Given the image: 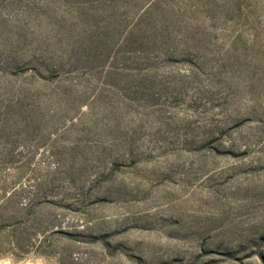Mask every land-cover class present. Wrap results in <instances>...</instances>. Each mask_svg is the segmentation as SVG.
<instances>
[{
	"label": "rangeland",
	"instance_id": "1",
	"mask_svg": "<svg viewBox=\"0 0 264 264\" xmlns=\"http://www.w3.org/2000/svg\"><path fill=\"white\" fill-rule=\"evenodd\" d=\"M90 1L0 0V53L18 47L17 37L22 51L42 48L49 36L67 31L78 4L88 8ZM242 2L240 19L215 26L188 12L202 64L157 59L152 105H124L120 85L101 98L111 110L96 106L72 120L63 112L48 115L38 150L30 141L15 157L25 164L20 181L29 192L43 182L40 193L60 201L62 226L82 232L80 264L89 252L96 259L88 264H264V0ZM246 48L255 57L249 70L231 75L214 68L228 50L241 55ZM10 57H0L2 88H34L31 66ZM105 80L86 72L58 81L91 101ZM41 86L49 91L56 81ZM216 124L217 133L208 135ZM8 174L11 182L18 173ZM5 176L0 172V181ZM100 234L107 250L101 240L89 245ZM0 264L57 263L33 256L0 257Z\"/></svg>",
	"mask_w": 264,
	"mask_h": 264
},
{
	"label": "trees",
	"instance_id": "2",
	"mask_svg": "<svg viewBox=\"0 0 264 264\" xmlns=\"http://www.w3.org/2000/svg\"><path fill=\"white\" fill-rule=\"evenodd\" d=\"M242 1L92 0L88 8L78 4L81 8L70 20L67 31L49 36L42 42V48L22 51L19 46L24 39L17 37L18 47L0 53V57L11 56L14 64L31 66L29 79L36 83L34 88L28 83L6 88L0 84V172H6L0 181V257L18 262L36 256L52 258L57 264H80L77 245L82 242L79 240L82 232L75 226H62V214L57 213L60 201L40 193L45 187L43 182L33 183L30 189L35 192H29L20 181L25 164L15 162V157L29 149L30 141L34 144L32 148L38 150L41 142L37 137L44 131L42 121L48 115L53 117L63 112V117L70 116L72 120L96 106L98 110L99 107L111 110L113 104L102 102L101 98L120 85H123L124 100H120L124 105L130 101L152 105L158 77L157 59L202 64L203 60L195 57L201 50V40L197 33L187 29L185 22L188 12L215 26L235 20L236 15L240 19ZM2 39L0 35V44ZM254 58L247 48L241 55L230 49L213 65L218 71L229 68L233 75L239 68L249 70ZM86 72L106 78L105 88L91 101L74 95L72 84L58 81ZM187 74H181L183 81L190 80ZM52 81H56V86L43 91L41 84L46 86ZM2 89L7 91V96L1 94ZM120 109L115 106L114 112ZM101 121L105 128L111 127L112 123ZM51 123L55 124L53 120ZM117 123L119 127L120 122ZM46 126L50 125L46 123ZM217 127L216 124L209 128L207 134L217 133ZM209 139L206 137L202 142L208 143ZM77 144L76 141L71 147ZM15 171L18 174L9 182L8 173ZM91 240L89 245L101 240L104 250L109 246L105 234ZM83 259L88 264L96 256L89 252Z\"/></svg>",
	"mask_w": 264,
	"mask_h": 264
}]
</instances>
